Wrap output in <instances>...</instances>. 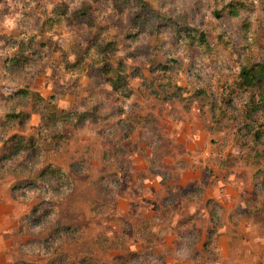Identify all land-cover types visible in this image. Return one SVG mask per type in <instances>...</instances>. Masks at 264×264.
<instances>
[{"label": "rangeland", "instance_id": "obj_1", "mask_svg": "<svg viewBox=\"0 0 264 264\" xmlns=\"http://www.w3.org/2000/svg\"><path fill=\"white\" fill-rule=\"evenodd\" d=\"M63 1L75 8L83 0H0V120L14 109L10 93L23 86L44 97L62 91L60 108L72 105L83 111L89 102L101 100L110 118L88 121L77 130L58 126L71 131L70 141L38 159L53 161L72 176V184L57 192L43 186L10 193L17 176L28 169L7 163L0 173V212L6 214L0 223L10 229L15 247L11 258L33 264H264V188L255 186L261 165L240 159L233 125L237 117L234 122L220 116L227 125L220 131L211 112L212 101L224 104L221 93L243 61L264 62V0H233L236 6L219 17L214 11L230 0H149L174 21L206 30L213 40L222 33L228 45L220 44L210 57H199L196 50L175 42L169 26L158 37L153 32L125 34L123 25L133 8L123 14L121 25L87 0L108 26L106 39L118 47L104 67L106 62L116 67L122 59L127 70L149 75L148 67L157 59L178 58L183 66L173 63L172 73L186 89L184 96L194 95V87L208 91L207 98L172 101L144 94L135 76L131 87L136 91L130 97L109 83L96 82L92 74L93 66L100 64L97 56L87 57L80 68L60 64L66 57L55 50L24 67L6 65V54L13 51L8 39L37 28ZM67 22L48 27L46 37L66 49L72 63L75 44L91 35ZM21 110L32 115L25 131L0 128V145L14 132H37L41 115L31 107ZM125 117L139 123L129 138L124 136L125 124H117ZM209 198L223 207L217 220L223 225L214 244L204 247Z\"/></svg>", "mask_w": 264, "mask_h": 264}, {"label": "trees", "instance_id": "obj_2", "mask_svg": "<svg viewBox=\"0 0 264 264\" xmlns=\"http://www.w3.org/2000/svg\"><path fill=\"white\" fill-rule=\"evenodd\" d=\"M92 1L98 4L103 12L113 14L115 17L113 19L114 22L120 24L125 22L123 14L133 8V16L128 17L127 22L123 25L128 30L125 34L129 33L138 36L153 32L158 37L169 26L175 42L187 48L188 51L190 49L196 50L199 57L203 55L210 57L218 50L217 47L220 44L228 45V41L225 40V36L222 33H219L216 39L213 40L206 30L199 26L186 25L174 21L164 10L153 7L149 0ZM234 4V1L230 0L214 12L219 17L228 8L233 7ZM229 11L231 12L232 10L229 9ZM96 12L93 11L92 5L87 0H83L75 8L70 7L66 1L57 4L52 10V14L46 16L44 21L40 25L38 24L37 28L8 39L10 41V50L13 51H8L6 54V65L11 68L24 67L32 63L36 57L50 54L55 50L61 52V57H66H62V63L60 64H70L71 67L80 68L87 60V57L97 56L100 64L93 66L95 71L92 74V78L96 82L109 83L115 91L125 97H130L136 91L131 87V78L133 76L140 79L142 91L149 97L152 96L166 101H172L176 98L181 100L193 99L194 95L208 97V91L203 87H194V95L190 97L184 96V92H187L186 89L179 85L178 80L172 73L174 66L177 65L178 68L183 66V61L178 58H170L165 61L157 59L148 67L149 75H144L138 69L127 70L126 66L123 65L122 59L117 60L118 64L116 67H113L108 62H106L108 67H104L109 53L118 47L116 46V41H108L106 39L108 26L102 22L100 14ZM92 14H95L94 18ZM238 14L237 9H235L233 15L236 16ZM65 20L69 21L67 22L68 25H75L79 29L82 28V30H86L91 35L85 42H77L75 44L74 52H76L77 57L76 61L72 63L69 62L66 49L53 45L52 39L46 37L48 27L65 23ZM83 44L85 45L83 46ZM51 49L53 50L51 51ZM173 63H176V65H173ZM95 91L98 92V90ZM62 94V91L55 90L48 97H44L39 92L32 91L28 86L20 87L14 93H10L8 99L13 100L14 109L6 112L0 120V128L2 130L9 131L18 127L20 131H25L32 115L21 110L24 106L31 107L42 118V122L35 134L25 135L21 132H14L1 140L0 173L4 171L9 161L13 162L15 168L28 169L27 173L17 176L11 186L12 193H27L32 189H41L45 186L57 192L65 186H70L72 184V176L66 169L53 161L46 163L38 159H44L50 153L57 152L62 147V144L70 141L71 131L60 130L58 126L71 127V129L77 130L88 121L107 120L110 118L103 113L101 100L98 102L94 101L91 104L89 102V105L83 111L76 109L72 105L68 108H60L59 99ZM221 94L224 104L219 102L217 104L218 100L211 103V112L218 124L216 130H227L225 128L227 125H223V119H220V116H228L230 119L233 118V121L235 120L234 116L237 117V122L233 125L236 127L235 139L240 150V159L247 164L256 163L261 165L260 169L255 173V186L256 189L264 188V62L243 61L240 70L233 76L232 82L223 89ZM235 104L241 106L238 111L235 110ZM217 110H219V115L216 113ZM132 122L135 121L133 119L130 120V117H125V119H120L117 123L118 125L123 124V126L125 124L124 129L127 128L124 133L125 138H129L130 134L135 130V126L139 124H133ZM16 158H19V161ZM261 177L262 179H260ZM184 194L189 195L188 189H184ZM206 205L210 208V225L204 247L214 244V239L216 235L220 234L219 229L223 225V221H217L220 218L218 213L223 208L221 204L209 198L206 201ZM35 211L36 209L33 210L34 214ZM42 213L39 210V214ZM62 229L69 231L71 227ZM53 262H55V259ZM57 262L65 263L61 260ZM14 264L33 263L16 261Z\"/></svg>", "mask_w": 264, "mask_h": 264}, {"label": "crops", "instance_id": "obj_3", "mask_svg": "<svg viewBox=\"0 0 264 264\" xmlns=\"http://www.w3.org/2000/svg\"><path fill=\"white\" fill-rule=\"evenodd\" d=\"M11 188V186H10ZM11 193V189H10ZM6 207V205H4ZM3 209L2 206H0V210ZM5 211L2 210L0 212V217L5 216ZM10 229H7L0 223V264H14L15 261L13 257L9 255L12 248L15 249L14 244L11 241L10 238ZM204 240H202V245L204 246Z\"/></svg>", "mask_w": 264, "mask_h": 264}]
</instances>
